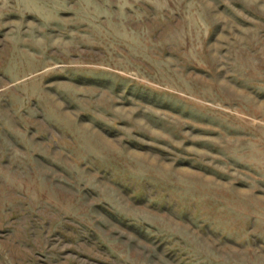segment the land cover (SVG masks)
Listing matches in <instances>:
<instances>
[{
  "label": "rangeland",
  "instance_id": "1",
  "mask_svg": "<svg viewBox=\"0 0 264 264\" xmlns=\"http://www.w3.org/2000/svg\"><path fill=\"white\" fill-rule=\"evenodd\" d=\"M0 264H264V0H0Z\"/></svg>",
  "mask_w": 264,
  "mask_h": 264
}]
</instances>
